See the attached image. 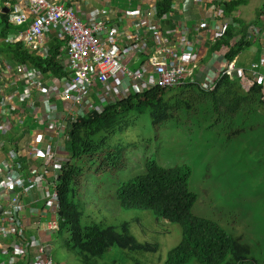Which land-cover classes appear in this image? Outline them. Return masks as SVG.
<instances>
[{
	"label": "built area",
	"instance_id": "built-area-1",
	"mask_svg": "<svg viewBox=\"0 0 264 264\" xmlns=\"http://www.w3.org/2000/svg\"><path fill=\"white\" fill-rule=\"evenodd\" d=\"M87 1L0 2V15L8 7V21L17 27L16 32L4 39L5 43L17 44L30 53L48 57L55 32L64 39L60 61L66 73L61 78L48 80L39 68L27 63L15 65L0 54V153L4 150V136L26 125L29 116L35 126L28 143L19 142L10 147L13 152L8 154L7 160L0 159V264H54L51 239H44V232L55 234L60 230L58 176L70 156L66 149L68 133L82 105L91 104L87 96L97 86L101 87L97 92L100 104L87 106L102 111L109 104L127 99L131 93H142L143 85L148 83L150 88L171 89L185 84L191 77L200 89L213 91L223 76H230L240 77L245 88H250L255 81L264 84L259 63L245 69L238 67L233 59H227L225 67L215 71L216 78H204L205 72L200 66L186 60L188 51L196 49V42L190 35L198 32L199 26L189 28L175 13L164 16L175 23V32L171 33L178 39L176 45L163 27L155 30L153 39L144 37L148 21L155 19L160 23L164 17L158 15L156 3L152 6L146 0L137 14H132V20L123 25L111 19L118 15L115 8H109L107 14H102L100 8L91 21L82 19L80 4ZM197 1L201 4L207 0ZM216 1L212 6L215 8L213 18L217 19L223 0ZM104 5V8L112 7L109 0ZM220 13L222 17L224 12ZM230 25L231 20L224 15L221 23L217 22L211 30L212 42L221 40ZM263 34L261 27L252 26L246 32V39L257 41ZM238 40L239 37L235 38L232 45ZM130 56L147 57L152 67L134 70L127 63ZM199 71L202 74L198 75ZM152 75L154 82H150ZM22 132L24 137L30 134L26 126ZM40 157L45 159V170L53 174L49 180L43 178L40 169L26 172L25 163ZM36 190L39 199L45 201L44 209L28 206L22 198L23 194L26 196ZM35 216L38 217L36 221ZM32 227L36 236L27 231Z\"/></svg>",
	"mask_w": 264,
	"mask_h": 264
},
{
	"label": "trees",
	"instance_id": "trees-1",
	"mask_svg": "<svg viewBox=\"0 0 264 264\" xmlns=\"http://www.w3.org/2000/svg\"><path fill=\"white\" fill-rule=\"evenodd\" d=\"M3 1L4 4L11 2ZM156 1L160 17L171 12L175 2ZM239 2H227L225 12L233 15ZM0 16L1 55L15 65L27 63L39 68L42 76H47L48 80L66 75L64 63L60 61L64 39L59 37L58 42L51 45L48 57L30 53L20 45L5 43L4 39L16 32L17 27L9 23L8 13L3 12ZM233 20L226 35L212 47L213 51L228 47L225 56L228 60L234 59L245 47L256 42L246 39V32L256 23L250 25L238 22L235 17ZM238 37L239 40L232 45V41ZM188 87L199 90L189 92L190 98H178L180 103L187 102L186 108L177 105V102L171 104L174 98L166 100L165 96L170 89L161 87H147L142 93H131L127 99L109 104L102 111L89 108L87 102L82 105L78 119L72 122L66 141L70 156L58 176L59 233H68L66 246L76 253L82 263L100 264L113 247L121 248L125 253L126 250L154 253L159 248L158 245L139 242L130 232L127 222L121 224V232H118L114 226L106 225L103 220L98 221L97 217L103 214L107 199L94 202L86 191L84 193L89 174L101 176L104 172L118 169L126 161L127 147L123 146L124 142L112 144V141L119 134L118 126L128 127L127 122L122 123L127 114L137 107L150 105L154 109V124H160L171 119L180 122L182 109L194 115L208 110L209 115L223 116L226 127L224 131L228 139L259 129L258 125H245L256 120L264 109V84L255 81L247 90L240 77L223 76L213 91H204L196 85ZM100 89V86L95 88L96 92ZM90 96L91 92L87 96L88 102H91ZM175 99L177 100L176 97ZM177 109L180 111H176ZM235 120H238L239 125L236 126ZM120 130L123 131L124 128L121 127ZM145 166L146 173L119 185L115 199L121 208L151 210L158 218L181 225L182 240L169 252L164 264H188L193 259L205 264H225L234 250L237 256L227 264L255 262L254 257L246 255L250 249H238L237 241L219 223L194 214L198 195L190 186L192 168L186 165L166 168L153 159H148Z\"/></svg>",
	"mask_w": 264,
	"mask_h": 264
},
{
	"label": "rangeland",
	"instance_id": "rangeland-1",
	"mask_svg": "<svg viewBox=\"0 0 264 264\" xmlns=\"http://www.w3.org/2000/svg\"><path fill=\"white\" fill-rule=\"evenodd\" d=\"M258 1L261 0H249L247 9L256 8ZM218 22L221 23V19ZM245 48L244 51L250 49ZM244 51L242 57H246ZM193 90L199 89L177 86L168 91L165 99L174 98L171 104L177 102L186 108L187 102L180 103L178 98H190L189 92ZM91 94L95 100L96 90ZM153 111L152 106L145 105L125 116L122 123L127 122L128 127H117L119 134L112 144L124 142L126 161L101 176L89 174L84 193L86 191L94 202L107 199L98 221L114 226L118 232H121V224L127 222L139 242L159 248L154 253L129 250L125 253L113 247L100 264H164L169 252L182 240L180 224L158 218L151 210L121 208L115 199L122 182L146 173L148 159L166 168L182 165L192 168L190 186L198 195L194 214L219 223L237 241L238 249H250L246 255L254 257L255 262L249 264H264V109L256 120L245 125H258L257 131H247L233 139L226 137L223 116L214 117L208 110L194 115L182 109L180 122L171 119L160 124H154ZM27 123L30 124V120ZM235 124L239 125L238 120ZM29 140L26 137L21 143L25 145ZM67 236V232L52 234L53 263L84 264L66 246ZM235 256L234 250L225 264L234 261ZM188 264L205 263L193 259Z\"/></svg>",
	"mask_w": 264,
	"mask_h": 264
},
{
	"label": "crops",
	"instance_id": "crops-1",
	"mask_svg": "<svg viewBox=\"0 0 264 264\" xmlns=\"http://www.w3.org/2000/svg\"><path fill=\"white\" fill-rule=\"evenodd\" d=\"M3 0H0L2 2ZM17 0H11L12 4L15 3ZM106 0H103V3L99 2V0H88L87 2H81V12L79 13L80 17L84 20L91 21L93 18L97 17L96 15L98 14L100 8H102V14H107L110 9L116 8L118 10V15L116 17H112V21L114 23H119L123 25H127V22L132 20V14L135 16L137 14V10L142 6L143 2H146V0H109L111 2V6L108 8H104V2ZM214 0H207L205 3H199L197 0H175L173 9L171 10L172 13H175L183 19V21L187 24L189 28H193V25L199 26V31L196 33H192L190 35V39L194 42H196V49L194 51H188L189 57L186 58L187 62H194L195 64H198L200 68L205 72L203 75L204 78H216V72L215 71H220L225 67V63L227 61L225 54L228 51V47H223L221 50H212L213 45L215 44L212 42V32L211 30L214 28V26L217 24L219 19H222V17L225 15L231 22L233 23V19H235L238 22H245L246 24H254L258 27H261L263 33H264V0H261L260 2L258 1V6L256 8H249V0H233V2L240 1L236 9L233 11V15H228L225 12L226 9V3L231 2L232 0H223L221 3V7L218 10V16L217 19L213 18V13H214V6H212ZM218 1V0H217ZM216 3H219V1ZM148 2L152 3V6L155 5L157 2L156 0H148ZM114 6V7H113ZM222 11L223 15L221 17ZM158 13V10H157ZM164 16V15H163ZM161 16V18L163 17ZM148 26L149 28L144 29V37H147L149 39H153V35L155 33V30L161 29L163 27L165 31L168 32V36L172 42V44H177V37L172 33L175 32V23L173 20H171L169 17H163L160 20V23H156L155 19H151L148 21ZM251 25L249 29H251ZM148 30V34H147ZM172 32V33H171ZM58 34L57 33H52V40L50 45H52L55 41L58 42ZM235 41L233 42V44ZM250 49L245 50L246 51V57H242L244 49L237 55L233 60H235L236 65L241 68L249 69L250 66L253 63H259L260 64V73L264 75V34L263 36L254 42L250 47H247ZM246 49V48H245ZM244 51V52H245ZM148 58H133V56H130L127 58V63L129 66L134 69H142L145 70V67H152L150 66L148 62ZM202 74L201 71L198 72V75ZM198 75L196 76L195 80L198 78ZM249 77H252L251 75L248 74ZM155 81V76H150V82ZM192 78H187L186 84L183 85H195L193 84ZM48 84H51L50 81L47 82ZM143 87L147 89L149 87L148 84H144ZM92 92V91H91ZM92 95V94H91ZM95 100H93V96H90L91 98V104L89 106H93L97 104L98 101V94L94 95ZM100 104V102L98 103ZM31 115V114H30ZM31 116H29L26 119L25 124L22 127H17L15 131L8 133L6 136H4V150L0 153V159L1 161L7 160L8 154L13 152L10 150V147L17 146V143H21L25 137L31 136V130H34L35 126L31 122ZM28 120H30V124H28ZM26 126V128H29L30 134L27 136H23L24 134L22 132V128ZM19 134H21L19 136ZM30 141V140H29ZM44 163L45 159L40 157L35 160L30 159L28 163H25L26 166V172L28 170L32 169H40L43 174V178L48 179L52 178L53 174L52 172H47L44 168ZM24 166V168H25ZM22 197L25 201V203L28 206H34L38 207L41 209H44V202L43 200H40L38 197V192L33 191L29 195H24ZM46 215V214H45ZM49 215V214H47ZM35 221L38 220V217H34ZM30 235H37L36 230L34 227L30 228L27 230ZM52 234L54 233H45V238L46 240L49 241V239L52 240Z\"/></svg>",
	"mask_w": 264,
	"mask_h": 264
},
{
	"label": "clouds",
	"instance_id": "clouds-1",
	"mask_svg": "<svg viewBox=\"0 0 264 264\" xmlns=\"http://www.w3.org/2000/svg\"><path fill=\"white\" fill-rule=\"evenodd\" d=\"M3 2H4V1H2V3H3ZM173 5H174V3H173ZM5 8L8 10V7H5ZM156 8H157V7H156ZM172 9H173V7H172ZM4 12H5V11H4ZM5 13H8V12H5ZM241 81H242V79H241ZM243 86H244V85H243ZM252 86H253V85H252ZM252 86H251V87H252ZM251 87H250V88H251ZM244 88H245V87H244ZM250 88H245V89L249 90ZM171 89H172V88H171Z\"/></svg>",
	"mask_w": 264,
	"mask_h": 264
},
{
	"label": "water",
	"instance_id": "water-1",
	"mask_svg": "<svg viewBox=\"0 0 264 264\" xmlns=\"http://www.w3.org/2000/svg\"><path fill=\"white\" fill-rule=\"evenodd\" d=\"M4 11H5V12H8V10H7L6 8L4 9Z\"/></svg>",
	"mask_w": 264,
	"mask_h": 264
}]
</instances>
